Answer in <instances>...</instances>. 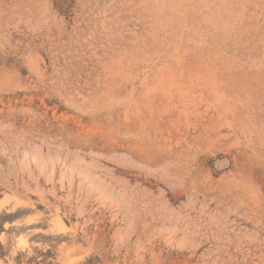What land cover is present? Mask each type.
<instances>
[{
    "label": "rangeland",
    "instance_id": "1",
    "mask_svg": "<svg viewBox=\"0 0 264 264\" xmlns=\"http://www.w3.org/2000/svg\"><path fill=\"white\" fill-rule=\"evenodd\" d=\"M0 264H264V0H0Z\"/></svg>",
    "mask_w": 264,
    "mask_h": 264
}]
</instances>
